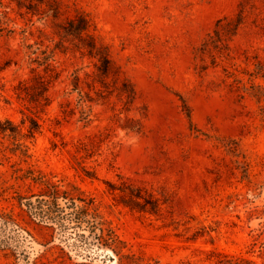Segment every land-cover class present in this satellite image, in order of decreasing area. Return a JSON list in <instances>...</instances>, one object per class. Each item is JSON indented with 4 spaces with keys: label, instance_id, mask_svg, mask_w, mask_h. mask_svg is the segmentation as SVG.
<instances>
[{
    "label": "rangeland",
    "instance_id": "obj_1",
    "mask_svg": "<svg viewBox=\"0 0 264 264\" xmlns=\"http://www.w3.org/2000/svg\"><path fill=\"white\" fill-rule=\"evenodd\" d=\"M0 1V120L23 132L26 115L39 122L20 137L25 155L0 131V210L31 234L25 259L5 249L0 264H264V0H50L57 17ZM76 11L132 82L130 111L98 85L103 96L90 91L80 120L72 74L90 81L94 68L61 34ZM238 13L225 45L201 52L216 21ZM50 53L59 76L44 105L18 93L24 81L35 86ZM130 119L140 132L122 127ZM44 180L91 199L121 255L29 220L18 197ZM131 187L156 208L137 207Z\"/></svg>",
    "mask_w": 264,
    "mask_h": 264
},
{
    "label": "trees",
    "instance_id": "obj_2",
    "mask_svg": "<svg viewBox=\"0 0 264 264\" xmlns=\"http://www.w3.org/2000/svg\"><path fill=\"white\" fill-rule=\"evenodd\" d=\"M11 1H15L19 9L25 8V12L32 15L38 13L46 16L50 13L53 17H57L60 12L58 5L50 0ZM241 22L242 16L239 13L235 17L219 18L215 23V28L207 35V39L201 44L199 50L201 52L208 51L209 45L213 49L219 50L221 46L225 45L224 40L236 32ZM61 34L62 37L70 41L75 51L90 59L94 68L90 81L86 79L89 77L88 72L85 73L84 80L76 72L72 74L71 91H76L79 95L80 120L88 121L90 109L85 110L84 105L94 101L90 91L93 90L99 96H103L99 86L104 87L109 95L115 93L122 103L121 108L130 111L135 100L134 86L112 60L109 46L95 33L93 23L88 16L82 11H76L73 16L66 18L65 22L61 24ZM52 56V53L45 55L44 60L41 63L38 62L43 64L44 74L40 72L34 74L35 86L24 81V88L21 90L22 92L18 93L19 95L24 93L30 101L43 102L44 105L49 103V83L59 76L56 65L50 61L53 59ZM201 67L205 68L203 65ZM261 77L264 78V75L261 74ZM69 102L67 101V103ZM71 109H67V111L69 112ZM187 115L189 117V112ZM130 120L134 125H123L122 127H127L136 133L140 132L142 127L140 121L138 119ZM26 121H28L26 132H23L10 119L0 120V131L8 133L10 137L14 138L15 144L19 146L24 155L27 152V145L25 140L20 139L34 137L35 131L39 128V122L35 116L26 115L22 122ZM83 169L85 173H89L85 168ZM42 184L41 190L18 197L19 205L29 220L51 229L53 238L65 240L74 237L78 242L94 246L97 250L104 251L103 249L109 248L116 255H121L117 236L94 207L91 199L78 194L75 187L69 190L61 189L49 180H44ZM128 190L130 195L135 198L137 207L147 208L149 205V209L152 211L156 208V202L144 196L141 189L131 187ZM26 236H31V234L17 218L12 213L0 210V250L9 249L15 253L17 258L25 259L27 254L23 249L21 250V246Z\"/></svg>",
    "mask_w": 264,
    "mask_h": 264
}]
</instances>
